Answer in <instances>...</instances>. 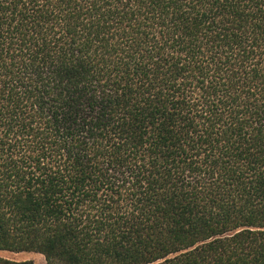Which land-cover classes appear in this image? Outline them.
Listing matches in <instances>:
<instances>
[{
  "label": "trees",
  "instance_id": "16d2710c",
  "mask_svg": "<svg viewBox=\"0 0 264 264\" xmlns=\"http://www.w3.org/2000/svg\"><path fill=\"white\" fill-rule=\"evenodd\" d=\"M0 251L264 264V0H0Z\"/></svg>",
  "mask_w": 264,
  "mask_h": 264
},
{
  "label": "rangeland",
  "instance_id": "374dc122",
  "mask_svg": "<svg viewBox=\"0 0 264 264\" xmlns=\"http://www.w3.org/2000/svg\"><path fill=\"white\" fill-rule=\"evenodd\" d=\"M0 255L16 260L31 259L34 264H46L44 256L37 252H10V251H0Z\"/></svg>",
  "mask_w": 264,
  "mask_h": 264
}]
</instances>
